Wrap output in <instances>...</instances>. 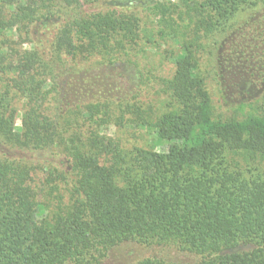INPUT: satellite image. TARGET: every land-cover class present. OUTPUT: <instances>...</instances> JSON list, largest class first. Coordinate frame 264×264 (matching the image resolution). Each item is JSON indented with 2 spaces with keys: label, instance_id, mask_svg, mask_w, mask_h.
<instances>
[{
  "label": "trees",
  "instance_id": "16d2710c",
  "mask_svg": "<svg viewBox=\"0 0 264 264\" xmlns=\"http://www.w3.org/2000/svg\"><path fill=\"white\" fill-rule=\"evenodd\" d=\"M140 12L174 47L148 103L113 82ZM0 145L67 165L0 154V264H264V0H0Z\"/></svg>",
  "mask_w": 264,
  "mask_h": 264
},
{
  "label": "rangeland",
  "instance_id": "374dc122",
  "mask_svg": "<svg viewBox=\"0 0 264 264\" xmlns=\"http://www.w3.org/2000/svg\"><path fill=\"white\" fill-rule=\"evenodd\" d=\"M108 6V2H100V4L94 5L92 9L104 10ZM140 16L142 19L140 36L143 41L138 43V47H135L132 51H130L129 61H131L132 64L127 63V65H121L120 62L117 63L118 65L115 69L116 76L113 77V82L114 80L117 81V85H115V89L117 91L125 90L126 94H129L128 96H130V98L135 96L138 92L139 95L137 99L142 103H148L157 99L155 91L157 88L156 83L159 82L158 78H169L172 74L173 65L171 63V59H167L165 57L164 51L170 50L171 53L173 52L174 47L170 43V46L161 43L160 40L155 38V22L152 17H150L146 12H140ZM96 61L101 60L96 59L92 62V64H95ZM98 67L99 69L101 68V66H97L95 67V70H97ZM138 71L141 72L142 78H140V75L137 73ZM208 86L216 114L223 116L229 115L231 111V107L229 105H231V102L223 99L218 89L215 87V82L212 77L209 78ZM120 96H122V93H120ZM225 100L227 103H225ZM16 126H20L19 115L16 118ZM0 154L22 158L27 162L41 163L47 166H58L64 170L67 169L66 162H61V157L59 155L53 157L49 152L41 153L9 150L8 148L0 145ZM38 178H41V176L38 175V177H35L36 181L40 183V181L37 180ZM156 254L182 262H189L192 260V256L180 253L174 248L168 250L158 247L146 248L138 244L127 243L111 250L106 259L103 261V264H126L149 255Z\"/></svg>",
  "mask_w": 264,
  "mask_h": 264
}]
</instances>
